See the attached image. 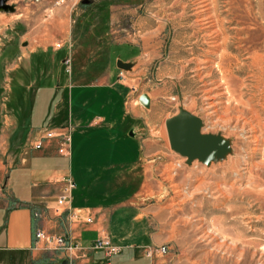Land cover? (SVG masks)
I'll return each instance as SVG.
<instances>
[{
	"label": "rangeland",
	"instance_id": "rangeland-1",
	"mask_svg": "<svg viewBox=\"0 0 264 264\" xmlns=\"http://www.w3.org/2000/svg\"><path fill=\"white\" fill-rule=\"evenodd\" d=\"M82 1L66 0L73 4L71 16L58 20V32L46 29L38 37L51 48L70 45L75 67L87 62L90 44L100 36L138 49L116 45L106 56L115 65V57L139 51L120 83L141 115L143 159L136 171L144 174L138 196L160 243L152 249L169 250L153 257V264H264V138L236 120L241 107L246 118L251 105L257 111L264 106V0ZM93 9L104 19L90 25ZM54 20L46 17L45 25ZM210 22L212 32L222 30L220 42L231 43L216 54L226 55L222 74L215 63L210 72L196 63L207 50L202 27ZM181 112L198 119L202 134L223 139L228 151L206 164L172 150L166 121ZM31 260L26 255L21 264Z\"/></svg>",
	"mask_w": 264,
	"mask_h": 264
},
{
	"label": "crops",
	"instance_id": "crops-1",
	"mask_svg": "<svg viewBox=\"0 0 264 264\" xmlns=\"http://www.w3.org/2000/svg\"><path fill=\"white\" fill-rule=\"evenodd\" d=\"M67 3L10 0L14 12L0 13V264H21L26 255L32 260L25 264H153L158 255L149 258L146 251L160 243L138 196L144 174L136 171L143 159L141 115L128 104L116 68L117 60L129 63L139 51L115 57L114 65L106 56L111 47H136L100 36L90 44L86 64L75 67L70 45L51 48L38 37L46 29L60 30L58 20L73 11ZM46 17L55 18L48 27ZM97 18L104 19L99 10L90 11V25ZM42 127L71 129L69 156L59 152L58 139L25 153ZM66 177L75 188L56 216L51 208ZM34 210L44 216L33 218ZM38 228L77 248L46 250L35 239ZM99 237L120 246L121 253L108 259L92 250Z\"/></svg>",
	"mask_w": 264,
	"mask_h": 264
},
{
	"label": "built area",
	"instance_id": "built-area-1",
	"mask_svg": "<svg viewBox=\"0 0 264 264\" xmlns=\"http://www.w3.org/2000/svg\"><path fill=\"white\" fill-rule=\"evenodd\" d=\"M65 73L69 74L71 70V61L69 58L64 60ZM127 72L123 70L118 71L117 79L119 82H125ZM36 137L28 142L25 148V153L28 154L31 150H37L42 146L44 141H50L58 139L59 152L63 156H69L71 145V129L69 127L51 128L42 127L35 131ZM64 184L61 187L59 194L55 200L54 206L51 210L56 216L63 213L64 207L69 203L71 193L75 188V183L70 177H66L63 181ZM44 216V213L40 210H34L32 217L40 220ZM35 239L37 242H41L46 250L60 251L63 253L70 252L77 248L72 242L64 236L52 235L46 233L43 229L38 228L35 231ZM91 249L94 251H102L105 256L110 259L121 253L122 248L113 244L107 237H99L91 245ZM168 248L162 246L155 250L148 249L146 255L152 258L154 255L164 256L168 253Z\"/></svg>",
	"mask_w": 264,
	"mask_h": 264
},
{
	"label": "water",
	"instance_id": "water-1",
	"mask_svg": "<svg viewBox=\"0 0 264 264\" xmlns=\"http://www.w3.org/2000/svg\"><path fill=\"white\" fill-rule=\"evenodd\" d=\"M10 0H0V13L14 12V6L9 4ZM90 0H83L81 4L87 5ZM132 63L116 61V68L123 71H130ZM140 102L146 106L147 102L141 99ZM166 129L170 147L188 162L199 160L203 163H210L216 158L224 155L228 151V146L223 139L211 135L202 134L200 131V122L194 116L181 112L166 121ZM134 137L133 132L129 133Z\"/></svg>",
	"mask_w": 264,
	"mask_h": 264
},
{
	"label": "bare ground",
	"instance_id": "bare-ground-1",
	"mask_svg": "<svg viewBox=\"0 0 264 264\" xmlns=\"http://www.w3.org/2000/svg\"><path fill=\"white\" fill-rule=\"evenodd\" d=\"M203 1V0H202ZM211 2V1H210ZM209 3V2H208ZM206 4V3H205ZM212 4V3H211ZM214 4V3H213ZM202 6H204V5H202ZM201 7V6H200ZM212 7V6H211ZM205 8V7H204ZM201 9H203V7L201 8ZM209 9V8H208ZM197 10V9H196ZM197 12H199V11H197ZM208 12V11H207ZM205 14V16H206V13H204ZM213 14V13H212ZM214 16V15H213ZM206 18H208L210 21H212L213 19V17H212V15H209L208 13H207V17ZM200 20V19H199ZM202 20V19H201ZM227 20V19H226ZM198 21V20H197ZM205 21V20H204ZM227 22V21H226ZM197 23V22H196ZM206 23V22H205ZM198 24V23H197ZM202 26V25H201ZM213 22H210L207 26H203L202 28V31L203 32H205V35H204V40H205V45H207V50H205V51H203V54H201V58H197L196 59V63H197V65H198V68H201V69H205V70H207L208 72H210L211 71V69L213 68V65H215V67H216V69L217 70H219V72L222 74V72H221V70H222V68H223V65L225 64V62H226V55L225 54H223V53H221L220 55H216L217 54V51L219 50V48H221L222 46H223V49H224V47L225 46H229V44H231L230 42H229V44L227 45V39H223V41H222V43L220 42V38L221 37H223L222 36V30L221 31H216L215 29L213 30V32H212V30H211V28H213ZM220 28V27H219ZM218 30V29H217ZM225 33V32H224ZM213 35V36H212ZM224 35H226V34H224ZM233 37V36H232ZM211 40V41H210ZM231 41V40H230ZM233 45V44H232ZM238 49V48H237ZM225 50L226 49H224L223 51L225 52ZM221 51V50H220ZM227 53V52H226ZM251 53H254V52H251ZM250 54V53H249ZM258 54V53H257ZM257 54H254L253 56H257ZM210 56H216L217 58V62H215V61H213V60H211V58H210ZM250 56V55H249ZM252 56V57H253ZM260 56V55H259ZM258 57V56H257ZM254 59L256 58V57H253ZM260 58H262V57H259V59ZM235 59V58H234ZM257 59V58H256ZM263 59H264V56H263ZM248 60V59H247ZM251 60H253L252 58H251ZM261 60V59H260ZM232 61V60H231ZM236 61V60H235ZM253 61H255V60H253ZM252 61V62H253ZM264 61V60H263ZM228 63H229V61H227ZM238 62V61H237ZM258 62H259V60H258ZM215 63V64H214ZM263 63V62H262ZM227 64V63H226ZM256 65H257V63H256ZM254 66V65H253ZM229 67V66H228ZM261 67H262V65H261ZM260 67V68H261ZM226 68V67H225ZM233 68V67H232ZM259 68V69H260ZM228 69V68H227ZM232 70V69H231ZM252 70V69H251ZM260 70H262V69H260ZM199 71V70H198ZM201 71V70H200ZM225 71V70H224ZM204 72V71H203ZM233 72V71H232ZM254 72V71H253ZM224 73V72H223ZM229 73V72H228ZM227 73V74H228ZM231 73V72H230ZM229 73V74H230ZM209 75V74H208ZM208 75H206V77L208 76ZM205 76V75H204ZM223 76V75H222ZM210 78V77H209ZM211 81H213V80H211ZM214 83V82H213ZM222 83V82H221ZM220 83V84H221ZM215 84V83H214ZM218 84V83H217ZM223 84V83H222ZM226 84V83H225ZM211 86V85H210ZM214 88H216L215 86H214ZM226 88V87H225ZM228 88V87H227ZM218 90V89H217ZM202 91H204V90H202ZM208 91H210V90H208ZM205 92H207V91H205ZM223 92V91H222ZM208 93H210V92H208ZM207 93V94H208ZM227 93V92H226ZM221 94V93H220ZM211 95V94H210ZM217 95H219V94H217ZM205 97V96H204ZM209 97V96H208ZM227 97V96H226ZM232 97V99H234L233 97L234 96H231ZM213 98V97H212ZM216 98V97H215ZM239 98H240V96H239ZM239 98H238V101H239ZM236 99V98H235ZM213 100V99H212ZM216 100V99H215ZM229 100V99H228ZM254 100H256V99H254ZM217 101V100H216ZM222 101H223V99H222ZM230 101V100H229ZM228 101V102H229ZM236 102H237V99L235 100ZM240 101H241V99H240ZM257 101V100H256ZM231 102V101H230ZM236 102H235V105H237L236 104ZM251 102V101H250ZM264 102V101H263ZM219 103V102H218ZM238 103V102H237ZM241 103V102H240ZM239 103V106L242 104H240ZM256 103V102H255ZM257 103H259V102H257ZM225 104V103H224ZM211 105V104H210ZM217 105V104H216ZM262 105H264V104H262ZM225 106V105H224ZM230 106V105H229ZM238 106V105H237ZM258 105L256 104H253V106L251 105V108L248 110V113H249V117H246V118H244V117H242V116H244V112H243V110H242V107H241V110H236L237 111V113L238 114H240V116L239 117H237V121L238 120H242V122L243 123H245V124H248L249 126H250V128L254 131V134H256L257 135V139L258 138H261V139H263L264 138V106H262L261 107V109H260V111H257L256 110V107H257ZM231 107H232V105H231ZM225 108H227V107H225ZM233 108V107H232ZM235 109V108H234ZM233 109V110H234ZM229 110H230V108H229ZM228 110V111H229ZM247 110V109H246ZM225 112H227V111H225ZM230 112V111H229ZM234 112V111H233ZM236 113V112H235ZM248 116V115H247ZM235 121V120H234ZM245 129V128H244ZM251 129H249L250 131H251ZM255 139V138H254ZM256 139V140H257ZM260 141V140H259ZM262 141H260V143H261ZM263 145H264V140H263ZM192 162V161H191Z\"/></svg>",
	"mask_w": 264,
	"mask_h": 264
},
{
	"label": "trees",
	"instance_id": "trees-1",
	"mask_svg": "<svg viewBox=\"0 0 264 264\" xmlns=\"http://www.w3.org/2000/svg\"><path fill=\"white\" fill-rule=\"evenodd\" d=\"M34 264H36V263H34Z\"/></svg>",
	"mask_w": 264,
	"mask_h": 264
}]
</instances>
